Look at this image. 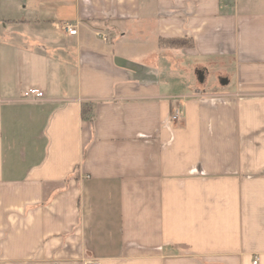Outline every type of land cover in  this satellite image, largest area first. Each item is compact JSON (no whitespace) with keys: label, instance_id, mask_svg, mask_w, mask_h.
Wrapping results in <instances>:
<instances>
[{"label":"crops","instance_id":"crops-1","mask_svg":"<svg viewBox=\"0 0 264 264\" xmlns=\"http://www.w3.org/2000/svg\"><path fill=\"white\" fill-rule=\"evenodd\" d=\"M257 258L264 0H0V264Z\"/></svg>","mask_w":264,"mask_h":264},{"label":"built area","instance_id":"built-area-1","mask_svg":"<svg viewBox=\"0 0 264 264\" xmlns=\"http://www.w3.org/2000/svg\"><path fill=\"white\" fill-rule=\"evenodd\" d=\"M67 30L71 35H77L78 34V30L73 29L72 27H69ZM98 36H99V38H102L104 41L108 40V37L106 35L98 34ZM24 97L28 100L39 101L45 97V94L43 92H41L39 89H29L28 91L25 92ZM181 116H182L181 113L177 112V114L172 117V120L176 121ZM257 263H258V258L255 260L254 264H257ZM92 264H97V263H92Z\"/></svg>","mask_w":264,"mask_h":264},{"label":"trees","instance_id":"trees-1","mask_svg":"<svg viewBox=\"0 0 264 264\" xmlns=\"http://www.w3.org/2000/svg\"><path fill=\"white\" fill-rule=\"evenodd\" d=\"M193 46L192 43L188 40L183 39H171V40H160V47L161 48H181V47H191ZM91 112L90 108L87 106L83 107V115L86 117ZM90 121H92L90 119Z\"/></svg>","mask_w":264,"mask_h":264}]
</instances>
